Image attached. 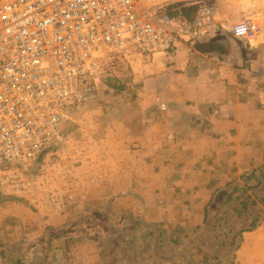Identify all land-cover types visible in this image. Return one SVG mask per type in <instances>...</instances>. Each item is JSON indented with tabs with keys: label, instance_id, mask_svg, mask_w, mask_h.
Segmentation results:
<instances>
[{
	"label": "rangeland",
	"instance_id": "obj_1",
	"mask_svg": "<svg viewBox=\"0 0 264 264\" xmlns=\"http://www.w3.org/2000/svg\"><path fill=\"white\" fill-rule=\"evenodd\" d=\"M220 5L224 10L219 9L217 19L222 23L231 24L243 15H250L262 27L256 38L242 40L250 48L247 57L253 58L258 46L264 44V0H222ZM151 57L145 60L136 54L114 53V60L106 65V72L97 84L95 98L64 121L63 136L58 142L36 160L11 166V171L27 180L29 186L14 193L0 191V199H16L45 217L56 210L72 214L68 224L58 228L46 226L44 237L31 239L35 257L28 261L30 264L40 257L43 264H60L63 259L68 260L67 255L72 256V251L82 259L90 249L99 264H264L261 259L254 262V257L240 248L243 232L252 230L244 229L253 220H258L257 225L264 222V144H261L264 123L258 122L255 141L240 146V171L217 184L210 182L207 191L182 194L102 191L105 204L92 207V190L99 188L98 183L103 190L111 182V179L105 182V167L112 173L113 183L122 184L126 179H121L123 172L128 174L130 185L136 184L132 173L137 162L130 155L136 149V140L129 139L140 132L138 126L144 117L151 118L147 113L152 108V97L138 92L143 87L152 89L148 81L152 69L143 67L152 61ZM258 75L257 88L264 90V74ZM253 99L264 104V97ZM258 119L264 121V113ZM125 135L129 139L121 143ZM107 136L114 140L106 144ZM107 150L111 151L112 159L105 158ZM143 161L144 167L139 170L143 176L138 179H146L152 170L149 167L152 161ZM203 172L209 174L207 169ZM120 197L128 199L126 207L113 206ZM145 197L165 207L158 204L157 208H138L136 203ZM209 203L205 220V207ZM170 204L175 206L170 208ZM58 233L66 238L52 241ZM85 264L96 263L92 260Z\"/></svg>",
	"mask_w": 264,
	"mask_h": 264
},
{
	"label": "built area",
	"instance_id": "obj_2",
	"mask_svg": "<svg viewBox=\"0 0 264 264\" xmlns=\"http://www.w3.org/2000/svg\"><path fill=\"white\" fill-rule=\"evenodd\" d=\"M221 1L0 0V191L29 186L11 166L36 160L63 136L64 121L95 98L114 53L147 60L179 40L262 33L250 15L219 21ZM191 6L187 19L181 10Z\"/></svg>",
	"mask_w": 264,
	"mask_h": 264
},
{
	"label": "crops",
	"instance_id": "obj_3",
	"mask_svg": "<svg viewBox=\"0 0 264 264\" xmlns=\"http://www.w3.org/2000/svg\"><path fill=\"white\" fill-rule=\"evenodd\" d=\"M220 8L223 6L219 4ZM166 9L175 14L170 7ZM193 11V6L181 10L187 19L192 18ZM248 49L241 39L224 33L194 41L179 40L173 52L152 55V61L143 65L152 69L153 75L148 80L152 89L143 87L138 91L139 95L152 97V108L147 113L151 118L144 117L140 121V132L135 138L129 139L125 135L121 140V143L126 139L136 140V149L130 154L137 162L132 173L136 184L130 185L128 174L123 172L121 179H126L122 184L113 183V175L105 167V182L107 179L111 182L103 190L101 183L97 184L99 188L92 190V207L105 204L102 191L108 194L203 192L207 191L210 182L217 184L240 171V146L255 141L257 124L264 123L258 119L264 113V104L253 99L264 97V90L258 89L256 83L258 74H264V44L258 46L253 58L247 57ZM161 104L165 106L163 111ZM110 140L114 139L105 137L106 144ZM105 153L106 159V156L112 159L110 150ZM143 160L152 161L149 166L152 170L146 179H138L139 170L144 167ZM203 169L209 174L206 175ZM128 170L126 167V173ZM209 177L212 178L210 181ZM158 204L149 202L146 197L136 203L140 209L157 208ZM116 205L126 207L128 199L116 198L113 206ZM173 206L170 204L169 207ZM33 210L30 205L13 198L0 199V264H30L28 261L35 257L31 239L44 237L46 226L62 227L72 219L71 212L64 210L51 212L47 217ZM59 234H55L54 239L49 238L55 242L66 238ZM242 237V252L248 251L254 262L264 260V222L243 232ZM67 258L60 264H85L92 260L99 264L92 257L91 249L82 259L73 251ZM35 261L34 264H43L41 257Z\"/></svg>",
	"mask_w": 264,
	"mask_h": 264
},
{
	"label": "trees",
	"instance_id": "obj_4",
	"mask_svg": "<svg viewBox=\"0 0 264 264\" xmlns=\"http://www.w3.org/2000/svg\"><path fill=\"white\" fill-rule=\"evenodd\" d=\"M213 201H214V200L212 199V202H213ZM242 205L245 206V203L243 202ZM210 206H211V203H209V204L205 207V220L207 219V215H208V212H209V208H210ZM257 222H258V220H253V221L249 224L248 228H246V229H244V230H251V229H253L254 227L257 226ZM230 243H232V241H231Z\"/></svg>",
	"mask_w": 264,
	"mask_h": 264
},
{
	"label": "water",
	"instance_id": "obj_5",
	"mask_svg": "<svg viewBox=\"0 0 264 264\" xmlns=\"http://www.w3.org/2000/svg\"><path fill=\"white\" fill-rule=\"evenodd\" d=\"M61 137H62V136H61ZM59 139H60V138H59ZM59 139H58V140H59ZM57 142H58V141H57ZM55 143H56V142H55ZM55 143H54V144H52V145H55Z\"/></svg>",
	"mask_w": 264,
	"mask_h": 264
}]
</instances>
